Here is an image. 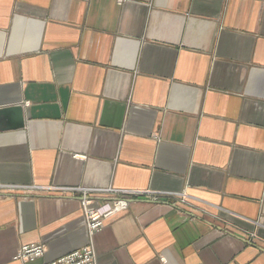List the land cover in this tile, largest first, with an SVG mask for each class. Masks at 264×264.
<instances>
[{
    "label": "crops",
    "instance_id": "0c3cea01",
    "mask_svg": "<svg viewBox=\"0 0 264 264\" xmlns=\"http://www.w3.org/2000/svg\"><path fill=\"white\" fill-rule=\"evenodd\" d=\"M83 192L96 264H264V0H0V264L89 244Z\"/></svg>",
    "mask_w": 264,
    "mask_h": 264
},
{
    "label": "built area",
    "instance_id": "2783aa9c",
    "mask_svg": "<svg viewBox=\"0 0 264 264\" xmlns=\"http://www.w3.org/2000/svg\"><path fill=\"white\" fill-rule=\"evenodd\" d=\"M34 192L39 193H57V192H75L76 189H57L48 187H29L27 188ZM108 194L115 197H143L146 194L143 192H132V191H116L109 190ZM93 201L87 197V194L83 192V199L81 201V206L83 210L85 226L87 234L89 237V244L83 248L71 252L70 254L63 256L55 261L49 262L47 264H96L94 248L91 244L92 237L99 232L104 221L112 217L118 212L127 209L128 202L125 199H117L114 203L113 209L106 213H99L97 210L92 208ZM45 253V247L41 244H33L30 246L21 247L14 257V260H19L23 263L34 261L36 259L42 258Z\"/></svg>",
    "mask_w": 264,
    "mask_h": 264
},
{
    "label": "water",
    "instance_id": "95a60500",
    "mask_svg": "<svg viewBox=\"0 0 264 264\" xmlns=\"http://www.w3.org/2000/svg\"><path fill=\"white\" fill-rule=\"evenodd\" d=\"M20 107H13V108H9L7 109L8 112H11V113H19L20 112ZM6 112V110H5Z\"/></svg>",
    "mask_w": 264,
    "mask_h": 264
},
{
    "label": "rangeland",
    "instance_id": "374dc122",
    "mask_svg": "<svg viewBox=\"0 0 264 264\" xmlns=\"http://www.w3.org/2000/svg\"><path fill=\"white\" fill-rule=\"evenodd\" d=\"M113 209V208H112ZM110 211V210H109Z\"/></svg>",
    "mask_w": 264,
    "mask_h": 264
}]
</instances>
